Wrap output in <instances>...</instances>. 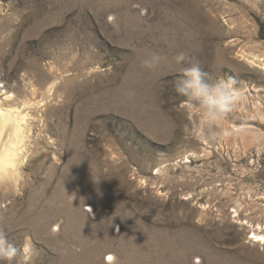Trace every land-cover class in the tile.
<instances>
[{"label": "rangeland", "instance_id": "obj_1", "mask_svg": "<svg viewBox=\"0 0 264 264\" xmlns=\"http://www.w3.org/2000/svg\"><path fill=\"white\" fill-rule=\"evenodd\" d=\"M194 62L240 95L211 129L176 92ZM7 95L15 264H264V0H0Z\"/></svg>", "mask_w": 264, "mask_h": 264}, {"label": "clouds", "instance_id": "obj_2", "mask_svg": "<svg viewBox=\"0 0 264 264\" xmlns=\"http://www.w3.org/2000/svg\"><path fill=\"white\" fill-rule=\"evenodd\" d=\"M176 63L186 60L184 53H178L174 58ZM159 61L158 56H152L142 61L143 66L152 70ZM235 80H210L209 74L204 71L198 62L191 63L183 68L182 78L175 85L176 92L187 98L190 105H195L202 116V126L211 127L234 109L240 95L234 87ZM224 135H228L225 130ZM31 245L26 242L22 247L9 241L7 234L0 231V264H15L17 257L30 251ZM115 259V257H114Z\"/></svg>", "mask_w": 264, "mask_h": 264}, {"label": "bare ground", "instance_id": "obj_3", "mask_svg": "<svg viewBox=\"0 0 264 264\" xmlns=\"http://www.w3.org/2000/svg\"><path fill=\"white\" fill-rule=\"evenodd\" d=\"M10 97L7 95L5 101L0 102V186L16 188L22 177L24 149L30 131L27 114L6 107L5 103ZM252 238L264 245L263 235Z\"/></svg>", "mask_w": 264, "mask_h": 264}]
</instances>
